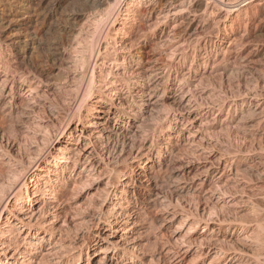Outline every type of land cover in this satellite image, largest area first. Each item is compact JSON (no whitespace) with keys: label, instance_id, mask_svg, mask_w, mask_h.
Masks as SVG:
<instances>
[{"label":"rangeland","instance_id":"374dc122","mask_svg":"<svg viewBox=\"0 0 264 264\" xmlns=\"http://www.w3.org/2000/svg\"><path fill=\"white\" fill-rule=\"evenodd\" d=\"M0 1V41L2 43L4 41L0 56L4 60L7 59L10 64H15L17 58H21L22 67L16 66L22 73L43 70L38 93L44 94L43 98L53 104L60 114L68 113L76 100V87L82 72L80 66L69 65L66 60L59 57L55 48L61 50L65 48L67 52H71L67 49L69 46L67 44L72 43L70 40L74 39V34L76 36L82 28H84L83 32L87 30L86 32L91 33V30L86 28L88 26L91 28L87 23L86 15L73 17L77 12L72 0H62L54 7L47 4L35 14L26 9L25 4L28 0ZM205 1L201 0L200 10L205 7ZM212 1L210 11L213 12L212 15L209 14V20L200 28L201 39L197 42L194 40V43L190 42L191 44L185 42L188 38L185 34H182L181 38L177 36L183 31L181 22L187 15L170 23L167 29L169 33L163 39L165 42H161L156 35L158 31H153L154 19L149 23L144 22L143 29L148 40L140 44L137 51L138 59L145 66H150L154 60L160 59L167 66L169 77L158 91L160 96L164 95V98L153 112L146 116V121L138 132L133 128L131 134H135L134 141L132 140L133 149L119 159L120 164L110 175L111 180L115 181L114 176H117V171H123L125 179L120 183L122 185L135 178L141 182L146 181L145 185L149 183L153 187L158 183L165 188L166 193L171 192L172 195L168 193V200L166 199L162 204L157 202V195L148 194L145 188L139 190L136 196H131L129 198L131 200L128 199L124 204L123 212L129 216V219L127 218L129 222L123 224L115 233L118 229L117 225L105 223L110 215L107 216L105 213L107 209L101 207L105 200V192L100 189L106 188L105 181L99 188H89L81 181L87 172L81 177L78 172H74L70 179L78 186H71L72 189L70 187L69 192L67 191L66 198L70 203L64 209L65 220L62 219V223L57 226L63 228L61 244L59 243L61 248L56 250V258L59 259L57 264H89L90 257L91 264H98L100 250L109 246V243L102 241V237L113 242L120 241V236L128 228L133 227V221L137 224L135 229L128 235L126 242H121L120 245L129 251L130 247H135L127 258H131L132 255L139 256L136 264H175L169 251L191 238L193 235L189 234L190 232L196 233L194 238L201 236L204 238L212 229L218 227L216 224L220 220L225 222L223 229L229 228L231 231L240 230L241 226L235 223L241 224V221L244 224L251 223L249 235L254 239L256 237L264 240V228H262L264 227V188L261 190L263 184L259 183L258 175V172L264 174V123L259 124L258 118H255L249 124L250 130H236L230 122L235 115L234 101L242 97L258 95L254 102H264V1H255L247 16L243 15L239 19L231 13L233 15L227 18V21H224L227 15L225 8L243 0H214L215 4L211 5ZM258 3H263L262 7H256L255 4ZM186 7L187 4L179 9ZM143 13L144 11L142 15ZM23 20L31 23L28 33L18 27ZM223 22L227 25L226 28ZM140 37L141 34L132 38V42ZM174 39L182 45L178 48L179 56L176 60L171 57L176 46ZM229 42L233 43L229 44ZM104 47L106 45H103V51ZM256 50L259 52V61L255 65L250 68L236 66L240 63L236 62L240 56L252 54ZM70 54H67V57ZM225 66L228 73L224 72ZM104 70L107 69L96 67L93 78L100 80L105 77ZM89 79L84 83H89L91 80ZM24 89L17 96L5 98L2 105L5 107L0 108L1 161L17 160L19 165H28L35 157L38 147L43 148L44 144H47L46 137L51 136L64 124L62 120L64 115L52 114L50 110L44 108L42 101L33 103L32 96H28ZM180 96L182 98L185 96V101L181 100ZM98 97L96 95L90 97L86 93L83 101L86 100L82 101L83 106L78 110V113L81 111L78 115L85 121L83 120L82 125L77 121L71 123L69 130L73 132L71 144L78 142L77 137L80 136L81 130L85 131L84 136L89 135L91 128L86 127L90 120L87 117V104L95 106ZM113 124L114 121L111 122V125ZM76 126H78L77 130H75ZM197 129L200 130V137L196 139L194 146H190L187 138L190 134L196 133ZM63 141L67 140L63 139ZM87 142V139L80 137L81 146ZM69 147L72 145H68ZM148 151L153 153L150 161L146 159L147 156L144 157ZM220 154L223 156L222 161L226 169L224 166L218 169L213 168L212 165L209 167V162L217 156L220 157ZM75 160L76 156L73 155L71 163L67 165L69 172ZM241 161L248 162L253 169V172L245 176V180H248V176L249 178L252 176L253 181L252 189L250 192L246 191L247 193L240 191L239 187L235 184L233 186L229 181L232 172ZM48 167L50 168V166L44 168L46 172ZM122 185L117 189L113 188L112 191L119 193L123 188ZM24 197L26 199V195ZM161 198L163 197L159 200ZM111 202L114 200L107 204L110 205ZM8 207L10 208V205ZM6 212H3L0 219V233L10 230L16 223L13 219H7L8 212ZM129 214L134 218L131 219ZM52 217L44 216L42 220L50 221L53 220ZM230 221H234L233 224H228ZM98 222L100 229H96ZM98 233L101 234L100 238L97 237ZM25 234L26 232L24 236ZM58 237L59 235L54 241L45 238V243H41L42 234H40L35 241L48 250L50 244H54ZM122 253L123 250L122 252L120 250L119 254ZM54 258H46L47 261L43 260L39 264H56ZM194 259V255L185 257L182 264H189ZM210 260L211 258H208L206 262L209 263Z\"/></svg>","mask_w":264,"mask_h":264},{"label":"bare ground","instance_id":"6f19581e","mask_svg":"<svg viewBox=\"0 0 264 264\" xmlns=\"http://www.w3.org/2000/svg\"><path fill=\"white\" fill-rule=\"evenodd\" d=\"M61 1L62 0H28L25 7L35 14L41 11L47 4H51V6L53 5L54 7L55 4ZM72 1L77 12L75 13L73 11L75 13L73 17L77 18L86 15L87 23L91 27L88 28V26L86 28L90 29L91 33L86 32L87 30H85L86 33L83 32L84 28L80 27V25L79 27L83 30L79 29L80 33L76 36L74 34V39L70 40L72 43L67 44L69 45L67 49L71 52H67L65 48L61 50V48L58 47H56L55 50L59 57L68 62L67 64L81 67L80 71L82 74L81 72L80 74L82 77L78 78L79 84H77L78 86L76 87V100L72 104L70 110H68V113L63 114V126L51 136L46 137L47 144H44L43 148L38 147L34 155L35 157L28 165H19L17 160H8V162L4 160L1 161L2 157L0 155V219L3 212L7 211V219H13V222H16L11 226L10 230H5L0 233V264H39L49 257H55V263L59 261V259L56 258V250L59 248L63 228L57 226L62 223V219H64V209H66V205L70 203V200L66 198L67 191L71 186L75 187L76 185V183H73L72 179H70L74 172H78L79 177H81L84 172H87V174L81 178V181L89 188H99L105 181L106 188L100 189V191L105 192V202H102L101 207L107 209L105 211L107 216L110 215L105 223H107V225H117L118 229L115 233L119 231V228H121L123 224L129 222V216H126V213L123 212L125 209L124 204L128 202L131 196H136L139 190L145 188L144 190L148 194L157 195V202L162 204L165 203L167 194H171V192L166 193L164 191L165 188L159 186L158 183L153 187L149 183L145 185L144 183L146 181L141 182L139 179L135 178L122 185L120 183L125 179V172L123 171H117V176H114L116 177L115 181L111 180L110 175L115 172L117 165L120 164L119 159L129 150L131 152V149H133L134 144L132 140L135 135H131L133 134V128L138 132L146 121V116L151 114L154 108L157 107L164 98V95L160 96L158 91L160 86L165 84L169 77L168 68L160 59L154 60L150 66H145L143 62L138 59L139 55L137 51L139 50L140 44L148 40L143 29L145 25L144 22L149 23L154 19L152 23L153 31H158L156 35L161 42H165L163 39L166 34L169 33L167 29L170 23L176 22V20L180 19L183 15H187L181 22L183 31H180L181 33L179 32L177 36L180 37L182 34H185V36L188 37L185 42L187 41L189 44L193 41L194 43V40L197 42L201 39L200 28L209 20V14L212 15L213 11H210V2L212 0H203L206 2L203 10H200L202 5L201 0ZM213 1L211 5L215 2ZM255 1L257 0H243L234 6L225 8L227 15L224 21H227V18L231 17L233 14H235L236 19L241 18L243 15L247 16ZM185 4H187L185 9H179ZM262 5L263 3L255 4L256 7H262ZM222 8L224 9V7ZM142 11H144L145 14L143 13L142 15ZM224 23L225 22H223V26L226 28L227 25ZM18 27L27 32L31 27V23L23 20L19 23ZM174 28H176V26L172 29L175 30ZM139 34H141L142 37L132 42V38ZM176 39H174L175 42ZM148 42H146V44ZM3 43L0 41V51L3 49ZM232 43L233 42H229V44ZM103 45H106L104 51L102 50ZM180 45L179 41H177L175 49H172V59L176 60V57L178 58V48L182 47V45L181 47ZM7 46H10V44H7ZM69 53L71 54L67 57ZM258 53L259 52L256 50L252 54L240 56V58L236 60V62L239 61L240 63L236 66L250 68V66L255 65L259 61ZM103 55L104 57H102ZM17 59L18 61L13 60L15 64H10L7 59L4 60L0 56V108L5 107L2 106L5 98L17 96V94L22 92L25 88L24 91L26 94L32 96L33 103L42 101L44 102V108L50 110L52 114H57V116L62 115L56 111L53 104L43 98L42 95L44 94L38 93V88L42 81L41 76L44 74L43 70H30L29 72L27 71V73H22L17 67L22 65L20 61L21 58ZM96 67L107 69L104 70L105 77H102L100 80L93 78ZM244 67L243 69H245ZM223 69L224 72L228 70L227 66L223 67ZM102 70L103 69H101V71ZM88 79L90 80L89 83H84V81H88ZM86 93H88L90 97L95 95L99 96L95 101V103H97L95 106H93V104H87V117L90 118V120H88L86 127L91 128V130L89 135L86 136L83 135L85 131L83 132L81 130L80 136L77 137L78 142L76 144H71L70 140L73 137V132L69 131L71 128L70 125H72L71 123L74 121H77L80 125L83 124L84 119L82 120V117L78 115L81 112L78 113V110L83 106L82 101ZM180 97L181 100L185 101V96H183V98L182 96ZM257 98L258 95H252L249 97H242L234 101V104L232 103L235 115L230 122L235 126L234 128L236 130L249 129V124L255 118H258L257 120H259V122H257L259 124L264 123V102L255 103L254 101ZM85 100L83 102H85ZM112 121H114L113 125H111ZM77 127L78 126H76L75 130H77ZM199 132L200 130L197 129L196 133H189L190 135L187 139L190 146L195 145L196 139L200 137ZM80 137H84L88 140L83 146L80 144ZM63 139L67 141H63ZM68 145H72V147L68 148ZM152 154L153 153L148 151L144 157L147 156L146 159L150 161ZM73 155L76 156V160L74 163L72 162V169L69 172L67 165L71 163ZM222 157L223 156L220 154V157L217 156L212 159L209 162V167L212 165L213 168L218 169L224 166V169H226ZM246 161L239 162V166L232 172V177L229 181L233 186L235 184L239 187L241 189L240 191L250 192L253 186L252 176H250L251 180H249V176L248 180H245V176L253 172V169ZM82 165L83 167H81ZM47 166H50V168L48 167L46 172L44 168ZM65 174H68V176ZM258 175L259 183L263 184V187L261 186L262 190V188H264V174L261 175L258 172ZM226 181L228 182V180ZM119 185L123 186L119 193L118 191H112L113 188L117 189ZM219 187L220 186H218V189H220ZM25 195L26 199L24 197ZM160 197L163 198L159 200ZM25 200L26 202H23ZM111 200H114V202L108 205L107 203ZM3 205L5 206L3 207ZM9 205L10 208L8 207ZM132 214L129 215L132 217ZM102 215L104 214L102 213ZM44 216L48 218L53 216V220H42ZM123 217L125 218L121 219ZM133 218L134 217L131 219ZM223 222L224 221L220 220V222H218L219 224H216L218 227L212 229L205 237L203 236L204 238H202V236L194 238L196 233L188 232L193 236L191 238L187 237L188 239L186 242H183L184 244L178 242L180 245H178L176 249L169 251L173 261H175L174 263L182 264L185 257L194 255L195 259L193 262L191 260L189 264H207L208 262H206V260L208 258H211L208 264H264V240L256 239V237L254 239L249 235L250 228L252 227L251 223L244 224L242 221L241 224L235 223V225L237 224L241 226V228L240 230L231 231L229 228L223 229L225 225ZM230 222L228 224H233L234 221ZM135 225L137 224L133 221V227L128 228L120 236V241L118 242H113L108 238L102 237V241L104 243H109V246L100 250V259L97 261L98 264H136L138 262L139 256L137 255H132L131 258H127L130 251L134 250L135 247H130L129 251L120 245L122 244L121 242H126L128 235L135 229ZM206 225H208V223H206ZM99 226L100 222L96 224V229H100ZM18 230L20 231L18 232ZM25 232L26 234L24 236ZM40 234H42L41 243H45V238H48V241H54L58 235L59 237L54 244H50L51 246L48 250H45V247L35 241ZM16 235L19 237L17 238ZM97 237L100 238L101 234L98 233ZM120 250L121 252L123 250L121 255L119 254ZM91 261L92 258L90 257L89 264H91Z\"/></svg>","mask_w":264,"mask_h":264}]
</instances>
